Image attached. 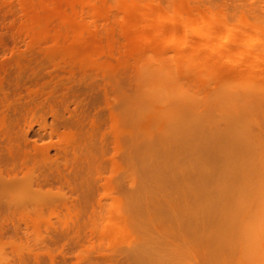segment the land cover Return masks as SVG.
Wrapping results in <instances>:
<instances>
[{"label":"rangeland","instance_id":"374dc122","mask_svg":"<svg viewBox=\"0 0 264 264\" xmlns=\"http://www.w3.org/2000/svg\"><path fill=\"white\" fill-rule=\"evenodd\" d=\"M0 233V264H264V0H0Z\"/></svg>","mask_w":264,"mask_h":264},{"label":"bare ground","instance_id":"6f19581e","mask_svg":"<svg viewBox=\"0 0 264 264\" xmlns=\"http://www.w3.org/2000/svg\"><path fill=\"white\" fill-rule=\"evenodd\" d=\"M155 11V7L153 6V5H149V7H148V12L150 13V12H154ZM209 28L211 27V24H210V22H209ZM32 180V179H31ZM39 182V181H38ZM32 184H34V182L32 181L31 182V187L33 186ZM30 184H28V186H29ZM27 187V186H26ZM39 187V186H38ZM29 189H31V188H29ZM34 188H32L31 190H33ZM39 189V188H38ZM37 189V190H38ZM37 192V191H36ZM39 192V193H38ZM37 192V195H41L40 194V191H38ZM42 192V191H41ZM3 231H4V229H2ZM2 232V231H1ZM5 233V232H4ZM1 234V233H0ZM2 236L4 235V234H1ZM1 237V236H0Z\"/></svg>","mask_w":264,"mask_h":264}]
</instances>
